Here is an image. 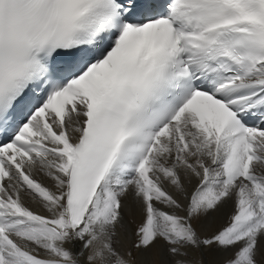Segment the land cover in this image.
Segmentation results:
<instances>
[{
	"label": "snow or ice",
	"instance_id": "obj_1",
	"mask_svg": "<svg viewBox=\"0 0 264 264\" xmlns=\"http://www.w3.org/2000/svg\"><path fill=\"white\" fill-rule=\"evenodd\" d=\"M0 264H264V0H0Z\"/></svg>",
	"mask_w": 264,
	"mask_h": 264
},
{
	"label": "bare ground",
	"instance_id": "obj_2",
	"mask_svg": "<svg viewBox=\"0 0 264 264\" xmlns=\"http://www.w3.org/2000/svg\"><path fill=\"white\" fill-rule=\"evenodd\" d=\"M219 223H224V217H221V219L219 220Z\"/></svg>",
	"mask_w": 264,
	"mask_h": 264
}]
</instances>
